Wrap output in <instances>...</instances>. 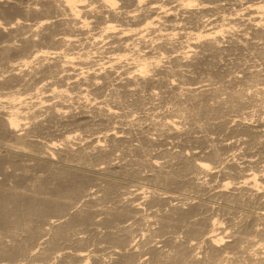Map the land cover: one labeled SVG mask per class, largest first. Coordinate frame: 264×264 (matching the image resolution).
Returning a JSON list of instances; mask_svg holds the SVG:
<instances>
[{
    "label": "bare ground",
    "instance_id": "bare-ground-1",
    "mask_svg": "<svg viewBox=\"0 0 264 264\" xmlns=\"http://www.w3.org/2000/svg\"><path fill=\"white\" fill-rule=\"evenodd\" d=\"M254 154L264 0H0V264H264Z\"/></svg>",
    "mask_w": 264,
    "mask_h": 264
},
{
    "label": "rangeland",
    "instance_id": "rangeland-1",
    "mask_svg": "<svg viewBox=\"0 0 264 264\" xmlns=\"http://www.w3.org/2000/svg\"><path fill=\"white\" fill-rule=\"evenodd\" d=\"M234 11H235V10H234ZM239 11H240V10H239ZM238 16L241 18V11H240V14H239ZM247 17H248V15H247ZM245 18H246V16H245ZM214 26H215V25H214ZM214 26H213V27H214ZM237 28H238V27H237ZM241 28H242V25L240 26V29H239V30H242ZM146 33H147V32H146ZM240 33H241V32H240ZM142 34H143V33H142ZM140 35H141V34H140ZM140 35H139V36H140ZM137 37H138V36H137ZM146 37H149V36H146ZM146 37H145V38H146ZM185 37H186V36H184L183 38H185ZM188 37H189V36H187L186 38H188ZM133 38H136V36H135V37L133 36ZM189 38H190V37H189ZM146 39H149V38H146ZM106 40H107V39H106ZM106 40H105V41H106ZM185 40H186V39H185ZM101 41H102V40H100V43H101ZM105 41H102V42L104 43ZM95 42H96V41H94V43H95ZM96 43H97V42H96ZM96 43H95V45H96ZM98 43H99V42H98ZM98 43H97V45H96L97 47H98L99 45H100L99 47H101V46H103V45L107 47V45H105V43H104V44H103V43L98 44ZM138 43H139V42H138ZM140 44H141V43H140ZM140 46L143 48V44L140 45ZM146 50H147V48H146ZM95 51H96V50H95ZM95 51L93 50V52H95ZM109 52H110L109 49H106V48H105V51H104V52L93 53L94 56H95V57L93 56V58H94L93 60H95L96 65H95V63H93V64L90 63L89 65H87V66H85V67H82V66H80V65H79V66L76 65L75 68H76L77 72H78V68H79V67H81V68H87V67L91 66V67H93V68H99L97 65H98V62H100V61H101V62H104V64H106V62H107V64H108V61H109L108 58H109L110 56H111L110 58H112V56L115 54V52H114V54H113V51H111L112 54H111V52H110V53H109ZM93 54H92V55H93ZM101 54H102V55H101ZM104 54H105V55H104ZM106 54H107L108 56H106ZM98 55H99V56H98ZM109 55H110V56H109ZM97 56H98V57H97ZM116 56H117V54H116ZM116 56L114 55L113 57H116ZM97 59H98V60H97ZM99 59H100V61H99ZM105 59H106V61H105ZM103 60H104V61H103ZM96 61H98V62H96ZM93 62H94V61H93ZM99 65H100V64H99ZM77 66H78V68H77ZM83 66H84V65H83ZM94 66H95V67H94ZM101 66H102V64H101ZM101 66H100V67H101ZM79 70H80V69H79ZM83 70H84V69H83ZM81 71H82V70H81ZM79 72H80V71H79ZM254 118L256 119V117H254ZM255 119H254V120H255ZM223 135H224V133L221 135V137H222ZM227 135H228V134H227ZM224 136H225V135H224ZM234 137H235V136H234ZM234 137L231 138L229 141H235L237 138L239 139L238 136H237V138H236V137L234 138ZM232 139H233V140H232ZM238 139H237V140H238ZM237 140H236V141H237ZM256 156H257V158H256ZM259 157H260V158H259ZM261 157H262V156H261L260 154H254V155L252 156V158H251V159H254V160H256V161L258 160V161L256 162L258 165H254V167H255V166H256V167L258 166V167H259V170H263L262 168H264V161H263L264 158L262 157V159H261ZM259 159H260V160H259ZM260 161H261V162H260ZM258 162H259V163H258ZM256 163H255V164H256ZM259 165H260V166H259ZM258 167H257V169H258ZM257 206H259V205H257ZM260 207L263 208L264 206L261 205ZM261 208H260V209H261ZM255 209H256L257 211H261V210H262V209L260 210V209H258V208H255ZM263 209H264V208H263ZM261 212H264V210L261 211ZM255 239L258 240L259 237H258V238H255ZM259 242H260V241H259ZM256 244H259L258 241H257ZM256 244H255V245H256ZM260 244H261L262 247L260 246ZM260 244H259V245H256V249H257V246H258V249H259V246H260V248L262 249L261 251L264 252V250H263V248H264V246H263V245H264V242H263V243H260ZM262 244H263V245H262ZM253 246H254V245H253ZM254 249H255V247H254ZM259 250H260V249H259ZM263 255H264V254H263Z\"/></svg>",
    "mask_w": 264,
    "mask_h": 264
}]
</instances>
